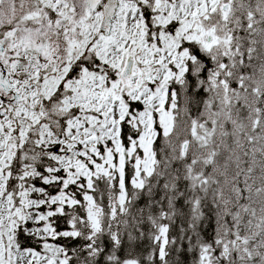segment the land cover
Instances as JSON below:
<instances>
[{"label": "snow or ice", "instance_id": "1", "mask_svg": "<svg viewBox=\"0 0 264 264\" xmlns=\"http://www.w3.org/2000/svg\"><path fill=\"white\" fill-rule=\"evenodd\" d=\"M0 264H264V0H0Z\"/></svg>", "mask_w": 264, "mask_h": 264}]
</instances>
